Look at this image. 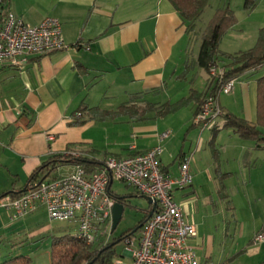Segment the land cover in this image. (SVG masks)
Returning <instances> with one entry per match:
<instances>
[{
  "label": "crops",
  "instance_id": "1",
  "mask_svg": "<svg viewBox=\"0 0 264 264\" xmlns=\"http://www.w3.org/2000/svg\"><path fill=\"white\" fill-rule=\"evenodd\" d=\"M244 2L209 0L212 8L226 6L236 16L220 40V52L252 48L264 27V0L249 11ZM6 11L30 25L56 17L65 46L27 55L22 67L0 65V197L26 189L30 174L56 154L79 155L91 173L106 158L160 145L159 165L166 176L176 177L180 163L189 160L192 182L174 187L172 194L196 227V236L187 243L197 259L264 264V242H253L264 230V155H256L264 148L223 126L222 117L205 129L193 124L201 99L215 83L199 66V47L190 49L195 38L168 0H7ZM262 76L264 64L236 76L233 89L218 94L224 113L255 123L257 80ZM134 100L140 107L184 105L162 117L114 113L124 104L130 108ZM94 108L113 113L92 118ZM215 126L222 127L214 134ZM63 166L70 168L60 172ZM75 168L72 163L60 166V177ZM115 182L121 181L112 180L109 192L129 194ZM126 203L128 207L130 200ZM150 209L143 210V218ZM54 222L42 205L15 218L0 209V261L27 256L47 237L77 232L75 221L67 224L73 232L54 227ZM121 244L123 253L113 264H130L131 253Z\"/></svg>",
  "mask_w": 264,
  "mask_h": 264
},
{
  "label": "built area",
  "instance_id": "2",
  "mask_svg": "<svg viewBox=\"0 0 264 264\" xmlns=\"http://www.w3.org/2000/svg\"><path fill=\"white\" fill-rule=\"evenodd\" d=\"M2 6L0 0V65L11 63L22 67L27 55L64 48L61 23L56 17L46 16L37 25H30L11 11L2 13ZM224 74L225 70L217 65L209 69L212 81L219 84L218 94L229 93L235 83L234 78L225 80ZM218 94L207 95L194 114L192 122L199 129L212 126L223 116ZM161 154L162 148L157 145L126 157H109L91 173L78 165L73 172L43 181L20 196L0 197V209L15 218L42 205L50 221H75L77 237L90 242L98 229L104 234L111 232L115 200L108 187L112 180L121 181L155 201L154 212L140 227L139 235L123 240L131 253L130 264H213L200 262L188 245V240L196 236V227L186 220L182 208L173 199L174 187L192 182L189 160L180 163L176 177H168L159 165ZM253 242H264V230L255 234Z\"/></svg>",
  "mask_w": 264,
  "mask_h": 264
},
{
  "label": "trees",
  "instance_id": "3",
  "mask_svg": "<svg viewBox=\"0 0 264 264\" xmlns=\"http://www.w3.org/2000/svg\"><path fill=\"white\" fill-rule=\"evenodd\" d=\"M168 1L178 13L183 23L186 24V29L191 35V39L197 38L199 40L200 44L197 61L199 66L205 69L208 74L210 67L212 65H217L225 70V80L231 78L233 79L244 72L257 70L264 64V27L259 30L257 40L252 48L235 53L220 52L219 43L222 36L236 22V16L229 7L224 6L216 8L204 26L201 29H198V21L201 18L205 8L208 6L209 0ZM256 1L257 0H245L244 8L247 11L252 10L256 5ZM4 3L5 0H3V6ZM218 90L219 84L215 83L214 87L207 95L215 96L218 94ZM207 95H204L203 99ZM203 99H201L196 112L199 110ZM132 102L133 104L128 105L130 108H126L124 104L114 113L121 115L126 112L132 117H142L153 112L154 117H162L174 113L183 104L164 103L156 105L145 103L144 107H140L138 104L139 102L136 100ZM90 110L92 118L99 117L98 114L105 116L107 114L112 115L113 113H98L96 108ZM222 120L223 126L231 128L233 132L239 137L252 140L256 143L258 148H264V76L257 80L255 123H251L243 118L229 113H224ZM221 127L222 126H215V128H213L214 134ZM67 163H72L76 166L79 165L86 170L87 163L82 157L56 154L50 157L47 161L43 162L30 174L25 188H34L43 181L59 178L60 175L58 173V168ZM108 193L115 201H120V198L123 196L130 197L139 195V193L134 189L132 193L125 195H116L109 191ZM21 194H23L22 190L19 192H8L4 195L17 197ZM146 217L147 216L140 220L135 228H131L122 232L120 236L113 238L112 240L106 238V234L101 233L99 229L95 234L94 240L90 242L78 238L76 234H66L59 237L54 236L52 237V243L50 247L51 260L49 264H113L120 256L116 250V245L122 243L123 240L128 236H135V232L138 230L137 227ZM135 229L137 230L135 231ZM29 263V257L18 256L5 260L0 264Z\"/></svg>",
  "mask_w": 264,
  "mask_h": 264
},
{
  "label": "rangeland",
  "instance_id": "4",
  "mask_svg": "<svg viewBox=\"0 0 264 264\" xmlns=\"http://www.w3.org/2000/svg\"><path fill=\"white\" fill-rule=\"evenodd\" d=\"M7 4V0L5 1ZM210 4H208V6L205 8L201 18L198 21V29H201L204 24L208 21V19L211 17L213 10L215 9V7L212 8V5L209 6ZM199 40L196 38L195 41L190 43V49L191 47H193L192 49L193 52H196V49H198L199 47ZM220 49L222 50V48L220 47ZM225 53H230V52H225ZM233 53V52H232ZM190 57L193 59L194 58V54L192 52H190ZM210 131V130H208ZM224 135V132H222ZM216 139V138H215ZM258 156H262L264 155V151L261 150V152H256ZM261 162V161H260ZM69 166H63L61 168L60 172H65L69 169ZM58 171V173H60ZM235 183V187L240 188V186L238 185L237 181H234ZM115 185L118 186L119 189L131 193L133 191L132 187L128 186L127 184L121 183V182H115ZM140 195V196H139ZM134 195L131 196L129 198L130 200V204L129 206L126 208L122 219L120 220V222L118 223L116 229L113 232H108L105 236L106 238L112 240L113 238H117L118 236H120V234L128 229L131 228H135V226L138 224V222L143 218L144 213L143 210H145L147 207H149L150 205L146 202L145 199H143L141 197V194ZM234 202L239 203L237 198L234 197ZM242 202V201H240ZM142 208V210H141ZM144 208V209H143ZM227 211V210H225ZM228 214H231V212L229 211ZM69 222L68 221H55L54 227L56 228H65L68 229L70 226L67 225ZM217 223V222H216ZM220 228V227H219ZM217 228L216 229V237L218 238L219 241H221V231L220 229ZM74 227H70L71 232H73ZM139 231L140 228L135 232V238L139 235ZM70 232V233H71ZM43 243H40L39 246L34 250V251H30L28 253H26L27 256H29L30 258V263L29 264H49L50 263V247H51V243H52V239L47 237L45 239L42 240ZM1 249H3L4 247H0ZM123 245L121 243L116 245V250L119 254L123 253ZM4 259H2L0 262H2Z\"/></svg>",
  "mask_w": 264,
  "mask_h": 264
},
{
  "label": "water",
  "instance_id": "5",
  "mask_svg": "<svg viewBox=\"0 0 264 264\" xmlns=\"http://www.w3.org/2000/svg\"><path fill=\"white\" fill-rule=\"evenodd\" d=\"M25 190L26 189H23V192ZM130 197L129 196L128 197L123 196L120 198V201H115V203L112 207V211H111V219H112L111 232H113L116 229L118 223L122 219L124 210L127 207L126 200L129 199ZM141 197L146 200V202L151 206V209L149 211H147V213H146L147 217L142 221V223H140V225L137 227V229H139L143 225L145 220L153 214L154 209H155V201L151 197H148L146 195H141ZM137 229H135V231Z\"/></svg>",
  "mask_w": 264,
  "mask_h": 264
}]
</instances>
